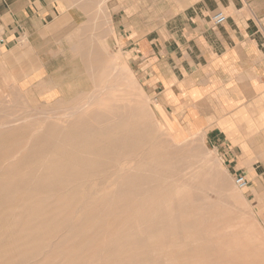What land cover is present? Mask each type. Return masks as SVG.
Instances as JSON below:
<instances>
[{
    "label": "bare ground",
    "instance_id": "1",
    "mask_svg": "<svg viewBox=\"0 0 264 264\" xmlns=\"http://www.w3.org/2000/svg\"><path fill=\"white\" fill-rule=\"evenodd\" d=\"M107 1L97 0L110 22ZM101 45V50L107 48L105 41ZM87 104L52 120L0 122V144L5 143V134L19 138L11 150L2 151L6 168L15 169L27 159L39 163L38 173L25 175L31 181L4 185L0 192L2 197L24 188L19 198H5L22 216L27 214L21 222L23 250L17 254L21 263L94 264L99 253L127 250L133 241L143 245L141 253L135 251L122 262L108 258L104 264L264 263V252L258 249L264 237L257 226L243 215H232L235 211L222 201L228 198L235 208L245 206L242 190L230 181L228 188L222 173L202 158L193 161L190 153L157 152L152 147L154 124L144 121L147 115L140 104L112 102L91 111L85 109ZM198 134L204 139L205 131ZM58 156L77 165L58 163ZM86 177L99 178L105 186L96 191L101 193L98 200L83 206L88 215L75 221L79 207L75 199L82 193L79 183L70 185ZM209 191L222 200L212 201ZM20 200L28 203L20 205ZM61 230L66 233L59 238ZM9 259L1 257L0 264L10 263Z\"/></svg>",
    "mask_w": 264,
    "mask_h": 264
},
{
    "label": "crops",
    "instance_id": "2",
    "mask_svg": "<svg viewBox=\"0 0 264 264\" xmlns=\"http://www.w3.org/2000/svg\"><path fill=\"white\" fill-rule=\"evenodd\" d=\"M107 9L110 22L97 0H0V75L53 102L95 65L101 28L114 30L156 103L205 131L264 206V0H108ZM219 10L227 20L214 26Z\"/></svg>",
    "mask_w": 264,
    "mask_h": 264
},
{
    "label": "rangeland",
    "instance_id": "3",
    "mask_svg": "<svg viewBox=\"0 0 264 264\" xmlns=\"http://www.w3.org/2000/svg\"><path fill=\"white\" fill-rule=\"evenodd\" d=\"M106 29L107 28L103 27L101 28V31L98 32L95 65H91L90 67L87 66L85 72L74 75L77 78L78 76H81L79 88H76L72 93L66 95L63 98L53 102H41L34 97H30L22 93L16 84L10 79V77L1 74L0 122L13 120L15 118H22L21 123L42 122L45 119H51L52 116H64L63 114L70 113L72 110L74 112V108L80 104L88 102L89 104H87L85 109L89 111L96 107H101L105 103L113 102L115 104H122L130 102V105L138 103L140 104L141 109L145 110H142L143 114L147 115V117L145 116L144 121L151 124L152 120V123L155 127L153 132L156 135V140L152 147L157 149V152L168 151L171 154H191L190 157L193 161H195L197 158H202L204 161H208V164L213 166V170H215L217 174L221 175L222 173L221 178H223L222 181L226 183V186L229 185L227 182L230 181L234 187L243 191L246 204L243 207L236 206L235 208L231 199L225 198L224 200L220 194L214 191L208 192L209 197H212L211 200L219 201L223 198L222 201H226L230 205V208L233 209V212L235 211L232 213V215H243L244 220L247 222H253L257 226L260 235L264 237V206L261 203L253 201L252 197L248 195L245 189H240L237 187L235 184V175L229 170L217 147H214L207 141L206 135L204 139L199 136L198 132L200 133L201 130L193 131V133H191L189 130H186L184 121H179L176 123L175 120H172L169 117L165 109L160 104L156 103L153 92L147 89L144 82L137 73L136 65L134 64V58L132 57L131 53L127 51V48L123 47L120 41H118L114 30L110 32L111 29ZM110 36L113 38V40H111ZM103 41H105L107 48L101 50V44ZM99 49L102 52L98 51ZM86 62H88L87 58ZM74 80L76 81L77 79ZM129 80L132 82L130 85L128 84ZM106 82L108 84H106ZM158 108L162 110V113L167 118L166 125L171 129V131H169V129L166 128L162 122L159 113L156 111ZM4 136L7 137L5 138V143L0 144V192H2L4 185L21 182L27 183L31 181V179L25 175L27 173H38L36 167L39 165L37 161L33 159H27L21 162L15 169H7L6 167L8 162L4 160L5 157L2 151L4 149L11 150L12 145L15 142L17 143L19 138H11L8 134H5ZM6 141L9 142L6 143ZM58 157V163L77 165L67 158L61 156ZM83 169L85 170V168ZM93 172V170H88V173ZM77 183H79L82 194H80L79 198L75 199L76 204L79 205L77 210L74 212L75 221L88 215L83 206L88 205V203L91 201L98 200L101 197V193L99 192L105 186V184L99 178L86 177L75 180V183H72L70 188H72V186ZM81 183H83V185ZM230 186L231 185H229L228 188H230ZM97 190L99 192L96 193ZM12 191L15 192V189ZM20 191L21 193L12 192L9 195L3 194L2 197L0 194V258L3 256H6V258L11 257V260L9 259L10 263L7 264H27L32 262V260H28L29 262L27 261L25 263H21L19 259H17V254L23 250L22 245L23 241L25 240V235H23L21 231V222L27 217V214L22 216L21 210L13 209V207H11V205L6 200L8 197L16 196L19 198L23 194L24 188H20ZM79 200H81V202H79ZM22 203L27 204L28 201L20 200L19 204L24 205ZM115 212L113 213H119L118 211ZM16 220H19L17 224L14 222ZM65 233L66 230H61V232L58 234L59 238ZM129 246L130 248H128L130 250L128 248L127 250H105L101 254L99 253V255H97L95 258L97 263L95 262L94 264H104L105 260L108 258L112 261L114 259L119 260L120 262L125 260L127 261L130 254H137L136 252L141 253L143 250V245L139 244L137 241H133ZM258 249L264 252V244H259Z\"/></svg>",
    "mask_w": 264,
    "mask_h": 264
},
{
    "label": "built area",
    "instance_id": "4",
    "mask_svg": "<svg viewBox=\"0 0 264 264\" xmlns=\"http://www.w3.org/2000/svg\"><path fill=\"white\" fill-rule=\"evenodd\" d=\"M226 20L227 15L224 11L219 10L212 15V23L214 24V26L222 25L226 22ZM235 184L240 189H245L248 187L249 180L245 173L240 172L238 174H235Z\"/></svg>",
    "mask_w": 264,
    "mask_h": 264
}]
</instances>
